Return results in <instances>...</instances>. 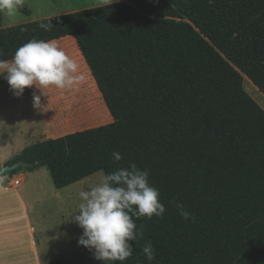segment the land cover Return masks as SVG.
I'll use <instances>...</instances> for the list:
<instances>
[{
	"label": "trees",
	"instance_id": "trees-1",
	"mask_svg": "<svg viewBox=\"0 0 264 264\" xmlns=\"http://www.w3.org/2000/svg\"><path fill=\"white\" fill-rule=\"evenodd\" d=\"M65 37L113 121L28 148L10 175L47 167L63 188L135 163L166 211L133 217L143 234L122 264H264V110L243 88L264 97V0H129L2 27L0 59Z\"/></svg>",
	"mask_w": 264,
	"mask_h": 264
},
{
	"label": "crops",
	"instance_id": "crops-1",
	"mask_svg": "<svg viewBox=\"0 0 264 264\" xmlns=\"http://www.w3.org/2000/svg\"><path fill=\"white\" fill-rule=\"evenodd\" d=\"M55 41L77 61L83 81L72 89L48 88L37 108L33 92L39 91L34 86L16 97L0 76V169L28 148L113 121L74 38ZM103 175L97 171L57 188L42 167L15 175L20 179L17 187L6 189L0 181V264H103L94 250L78 244L83 229L72 217L79 214L74 212L81 201L68 196L83 182Z\"/></svg>",
	"mask_w": 264,
	"mask_h": 264
},
{
	"label": "clouds",
	"instance_id": "clouds-1",
	"mask_svg": "<svg viewBox=\"0 0 264 264\" xmlns=\"http://www.w3.org/2000/svg\"><path fill=\"white\" fill-rule=\"evenodd\" d=\"M23 6V0H0V13L14 15ZM50 31L52 24H41ZM0 76L16 97H21L26 88L35 87L33 106L40 107L41 96L50 87L72 89L83 81L80 66L55 40L31 39L19 46L11 60L0 59ZM115 161H120L119 152H113ZM81 203L73 221L83 229L78 244L94 250L95 259L103 264L124 262L133 255L137 236L143 234V225L137 229L133 217L146 216L152 219L163 217L165 207L160 202L159 191L149 183V171L141 170L135 163L102 176L93 185L78 193ZM179 215L185 220L194 219L183 204L177 205ZM145 258L155 259L154 246L146 243L142 249Z\"/></svg>",
	"mask_w": 264,
	"mask_h": 264
},
{
	"label": "rangeland",
	"instance_id": "rangeland-1",
	"mask_svg": "<svg viewBox=\"0 0 264 264\" xmlns=\"http://www.w3.org/2000/svg\"><path fill=\"white\" fill-rule=\"evenodd\" d=\"M128 1L129 0H23V3L30 12V16H26L18 10L11 16L8 15L7 12H2L0 13V28L19 25L56 15L77 12L92 7ZM243 88L247 94L264 110V97L254 88L252 83L247 78H244L243 80ZM10 176V173L0 176V181L4 182V177L9 178ZM97 176H100V174ZM100 180L94 177L89 181L83 182L79 185L81 187L73 189L68 196H75V199L81 201L78 195L79 191L85 188L87 183L89 185H93L98 183ZM82 185L84 187H82Z\"/></svg>",
	"mask_w": 264,
	"mask_h": 264
},
{
	"label": "water",
	"instance_id": "water-1",
	"mask_svg": "<svg viewBox=\"0 0 264 264\" xmlns=\"http://www.w3.org/2000/svg\"><path fill=\"white\" fill-rule=\"evenodd\" d=\"M27 167L26 163L18 162L12 165L4 166L3 168L0 169V176H4L6 174H9L19 168H25Z\"/></svg>",
	"mask_w": 264,
	"mask_h": 264
},
{
	"label": "built area",
	"instance_id": "built-area-1",
	"mask_svg": "<svg viewBox=\"0 0 264 264\" xmlns=\"http://www.w3.org/2000/svg\"><path fill=\"white\" fill-rule=\"evenodd\" d=\"M10 177L5 180L4 185H3L4 188L8 189V188L17 187L20 185L19 178H16L15 175L10 176Z\"/></svg>",
	"mask_w": 264,
	"mask_h": 264
},
{
	"label": "bare ground",
	"instance_id": "bare-ground-1",
	"mask_svg": "<svg viewBox=\"0 0 264 264\" xmlns=\"http://www.w3.org/2000/svg\"><path fill=\"white\" fill-rule=\"evenodd\" d=\"M255 90V89H254Z\"/></svg>",
	"mask_w": 264,
	"mask_h": 264
}]
</instances>
